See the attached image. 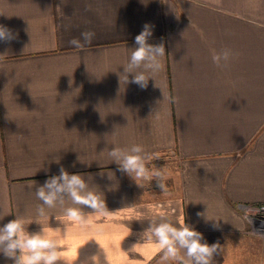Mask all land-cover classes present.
<instances>
[{"label": "crops", "instance_id": "crops-1", "mask_svg": "<svg viewBox=\"0 0 264 264\" xmlns=\"http://www.w3.org/2000/svg\"><path fill=\"white\" fill-rule=\"evenodd\" d=\"M145 23L166 55L141 89L120 75ZM0 25L15 35L0 41V227L35 218L36 188L63 167L111 212L86 229L58 209L40 221L66 224L68 253L92 240L75 264L100 247L110 264H177L142 238L161 216L218 242L213 264H264V238L247 232L238 207L264 203V0H0ZM83 31L95 33L91 44L71 46ZM224 48L234 55L220 68L211 55ZM133 143L165 170L167 193L111 162L107 149ZM0 264L13 261L0 254Z\"/></svg>", "mask_w": 264, "mask_h": 264}, {"label": "clouds", "instance_id": "clouds-1", "mask_svg": "<svg viewBox=\"0 0 264 264\" xmlns=\"http://www.w3.org/2000/svg\"><path fill=\"white\" fill-rule=\"evenodd\" d=\"M151 36L152 25L145 23L143 30L135 37L136 47L129 49L127 63L122 65L124 72L120 75V80L125 84L131 82L141 89L148 87L150 79L156 84V77L164 68L163 57L166 53L163 43H148ZM94 37V32L83 31L80 38H72L69 44L82 48L84 44H91ZM13 39H15L13 32L4 25H0V41L9 42ZM233 55L231 49L224 48L220 51L213 50L211 59L217 67L224 68L228 66ZM2 59L3 55H0V60ZM129 74L132 75L131 81H129ZM107 154L111 162L118 165L119 171L129 176L139 186H143L142 182L151 183L155 180L157 187L163 193H167L165 170L148 166L153 157L146 152L142 144L133 143L126 147L115 146L110 151L107 149ZM35 196L41 202L36 206L35 218L16 216L0 227V254L12 260L13 264H61V262L62 264H75L79 259V250L92 240L81 241L80 248H74L71 253H68L63 248L62 239V235H66V224L63 229L60 227L46 229L40 221L50 218L49 210L58 209L64 221L86 229L93 218L106 217L111 213L104 194L90 187L88 180L81 174H70L61 167L58 175L50 176L43 185L36 188ZM86 208L92 211L86 212ZM197 215H202V213ZM220 220L222 219L213 220L216 222L213 226L219 227ZM33 222L42 226L40 231H28V225ZM145 235L155 244L157 251L162 253L161 260L165 262L213 264L215 257L222 251L218 242L209 244L203 234L185 220L176 226L161 216L159 222L148 225L142 238ZM257 235L264 238V235ZM138 244L133 245L131 250H134ZM100 249L102 252L98 251L89 256L82 264H110L107 253L103 248L100 247ZM102 254L104 255L103 261ZM69 255L74 257L71 262L67 259Z\"/></svg>", "mask_w": 264, "mask_h": 264}, {"label": "built area", "instance_id": "built-area-1", "mask_svg": "<svg viewBox=\"0 0 264 264\" xmlns=\"http://www.w3.org/2000/svg\"><path fill=\"white\" fill-rule=\"evenodd\" d=\"M238 207L248 222L247 232L264 235V203H240Z\"/></svg>", "mask_w": 264, "mask_h": 264}, {"label": "rangeland", "instance_id": "rangeland-1", "mask_svg": "<svg viewBox=\"0 0 264 264\" xmlns=\"http://www.w3.org/2000/svg\"><path fill=\"white\" fill-rule=\"evenodd\" d=\"M171 159H173V157H172ZM170 161H171V160H170Z\"/></svg>", "mask_w": 264, "mask_h": 264}]
</instances>
